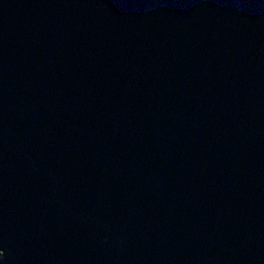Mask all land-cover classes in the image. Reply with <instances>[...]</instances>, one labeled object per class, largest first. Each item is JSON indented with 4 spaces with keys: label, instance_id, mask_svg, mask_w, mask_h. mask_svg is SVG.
Returning <instances> with one entry per match:
<instances>
[{
    "label": "water",
    "instance_id": "1",
    "mask_svg": "<svg viewBox=\"0 0 264 264\" xmlns=\"http://www.w3.org/2000/svg\"><path fill=\"white\" fill-rule=\"evenodd\" d=\"M0 264H264V0H0Z\"/></svg>",
    "mask_w": 264,
    "mask_h": 264
},
{
    "label": "snow or ice",
    "instance_id": "2",
    "mask_svg": "<svg viewBox=\"0 0 264 264\" xmlns=\"http://www.w3.org/2000/svg\"><path fill=\"white\" fill-rule=\"evenodd\" d=\"M4 253L3 251H0V257H3Z\"/></svg>",
    "mask_w": 264,
    "mask_h": 264
}]
</instances>
